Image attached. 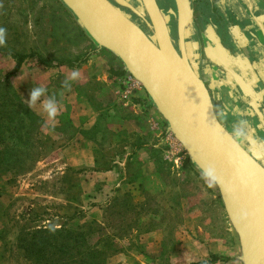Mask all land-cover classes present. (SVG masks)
I'll use <instances>...</instances> for the list:
<instances>
[{"label": "rangeland", "instance_id": "1", "mask_svg": "<svg viewBox=\"0 0 264 264\" xmlns=\"http://www.w3.org/2000/svg\"><path fill=\"white\" fill-rule=\"evenodd\" d=\"M0 26V119L10 130L0 135V264H192L213 254L220 259L212 264H244L217 185L200 179L164 117L144 156L128 150L140 137L121 125L100 121L83 132L71 123L70 102L84 106L76 84L63 87L68 71L88 66L96 49L124 64L61 0H0ZM35 86L60 105L54 128L32 109L44 120L40 134L20 104L28 106ZM77 91L95 105L94 82Z\"/></svg>", "mask_w": 264, "mask_h": 264}, {"label": "water", "instance_id": "2", "mask_svg": "<svg viewBox=\"0 0 264 264\" xmlns=\"http://www.w3.org/2000/svg\"><path fill=\"white\" fill-rule=\"evenodd\" d=\"M98 47L113 52L146 90L169 129L202 171L216 169L217 187L236 230L244 264H264V166L218 119L211 95L185 50L189 8L177 0L179 52L165 14L156 0H142L136 9L148 13L152 34L142 29L110 0H61ZM170 14H175L173 8ZM182 20V21H181Z\"/></svg>", "mask_w": 264, "mask_h": 264}, {"label": "flooded vegetation", "instance_id": "3", "mask_svg": "<svg viewBox=\"0 0 264 264\" xmlns=\"http://www.w3.org/2000/svg\"><path fill=\"white\" fill-rule=\"evenodd\" d=\"M110 1L142 29L153 33L148 13L139 15ZM125 1L136 9L144 8L142 0ZM156 1L181 52L177 0ZM185 2L190 10L184 31L189 61L209 90L218 119L264 166V0ZM170 8L175 14L169 13Z\"/></svg>", "mask_w": 264, "mask_h": 264}, {"label": "crops", "instance_id": "4", "mask_svg": "<svg viewBox=\"0 0 264 264\" xmlns=\"http://www.w3.org/2000/svg\"><path fill=\"white\" fill-rule=\"evenodd\" d=\"M228 1L230 4L239 2V0ZM108 53L96 49L90 64L79 69L82 74L81 78L73 83L76 84L75 97L82 99L84 107H75L76 100L70 102L71 123L83 132L96 129L100 121H106L108 125H121L127 133H134V136L140 137L136 144L129 143L128 150L134 156H144L151 142L149 136L153 134L156 137L162 130L163 116L149 98L146 90L130 74H127L122 64H118ZM115 71L121 74L113 75ZM90 81L95 83V105L90 94L77 91L79 85L84 86ZM34 111L42 117L45 116L37 109ZM86 138L82 136L85 141H87ZM95 150L96 148L93 151L97 159ZM95 167H97L96 163ZM235 263L237 264V261Z\"/></svg>", "mask_w": 264, "mask_h": 264}, {"label": "clouds", "instance_id": "5", "mask_svg": "<svg viewBox=\"0 0 264 264\" xmlns=\"http://www.w3.org/2000/svg\"><path fill=\"white\" fill-rule=\"evenodd\" d=\"M7 43V29L0 26V47L5 46ZM79 69L69 71L63 82V87L70 90L71 82L81 78ZM42 97L44 99H42ZM28 107L32 110L37 107L39 103V111L46 115V127H55L56 117L60 112V105L56 95H48V89L44 86H35L31 89L29 98L26 100ZM241 135V133H237ZM200 179L208 188H214L218 183V176L216 169L213 166H208L200 172Z\"/></svg>", "mask_w": 264, "mask_h": 264}, {"label": "trees", "instance_id": "6", "mask_svg": "<svg viewBox=\"0 0 264 264\" xmlns=\"http://www.w3.org/2000/svg\"><path fill=\"white\" fill-rule=\"evenodd\" d=\"M25 58L26 57H24V56H19L18 58H17V62H16V65H15V68H14V70L11 72V73H15V72H17L20 68H21V66H22V64H23V62H24V60H25ZM125 69V68H124ZM125 71H126V69H125ZM127 72V71H126ZM113 75H119V74H121L120 72H118V71H115V72H113L112 73ZM12 94H14V97L15 98H17L18 96L15 94V92L14 93H12ZM19 98V97H18ZM20 104H22V106L24 107V108H26V113H27V117H28V119L29 120H32V123H31V125L34 127V128H36L37 129V131H38V134H40L41 133V126H42V124H44L43 122H44V120H43V118H41L40 116H38L33 110H31L28 106H26L23 102H21ZM2 119H3V117L0 119V135L1 134H4L6 131H10L7 127H3V124H2ZM0 143H5V141L4 140H1L0 139ZM86 254H87V258H92V257H94L95 256V250H93V249H89L87 252H85ZM220 258L217 256V255H215V254H213L212 256H211V258L209 259V260H205V261H201V262H193L192 264H212V263H215V262H217L218 260H219Z\"/></svg>", "mask_w": 264, "mask_h": 264}, {"label": "bare ground", "instance_id": "7", "mask_svg": "<svg viewBox=\"0 0 264 264\" xmlns=\"http://www.w3.org/2000/svg\"><path fill=\"white\" fill-rule=\"evenodd\" d=\"M182 19L185 17L186 20H188V13H187V10H182L181 11V16H180ZM182 21V20H181Z\"/></svg>", "mask_w": 264, "mask_h": 264}]
</instances>
